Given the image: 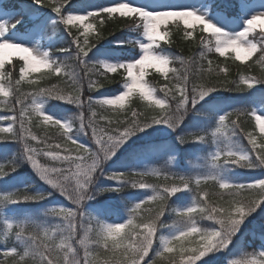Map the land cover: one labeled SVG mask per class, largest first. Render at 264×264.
I'll list each match as a JSON object with an SVG mask.
<instances>
[{"label": "trees", "instance_id": "1", "mask_svg": "<svg viewBox=\"0 0 264 264\" xmlns=\"http://www.w3.org/2000/svg\"><path fill=\"white\" fill-rule=\"evenodd\" d=\"M85 0H70V3L62 8L61 13H57L53 8L46 5L36 3L35 0H0V9L9 12L12 16L7 20V27L10 30H25L27 27L33 26L38 19L32 17L34 13H48L55 15L57 18L51 22L46 21L40 32V41L42 47L47 50V55L50 60L55 62H62L65 59L73 57L77 54V49L72 41V37L67 30V27L62 22V16L66 15L71 10H76L78 7H83ZM212 8L223 10L228 15H236L241 11L242 3H250L252 0H207ZM103 2H99L91 10L95 12L96 9L102 8ZM88 11V12H89ZM87 13V12H86ZM85 13V14H86ZM101 19L103 22L101 23ZM101 19L93 20L88 18L87 22L93 25L89 30L88 41L89 44H95L94 47L88 51L87 55L83 57L84 62L100 65L98 56L94 53L97 50L107 53L113 58L120 60H128L131 55H135L139 51L137 43L133 40L143 34V25L139 20L132 21L130 17H121L119 12L105 15ZM186 26L183 22L173 23L169 22L167 27H161L160 31H167L168 35L164 40H158L154 45L155 51L170 58L169 72L167 75L157 72L154 68L158 67L161 72L167 71V65L162 66H148L145 71V80L150 87L156 89L158 98H164V94L159 91L167 83L169 87L176 84L174 75L189 76L190 82L196 85H205L208 83L214 84L217 89L209 92L202 99H197L193 104L189 101L182 109L183 115L180 122L175 126L164 123H155L150 126L137 130L129 137L120 143L119 152L110 161L107 174L111 173H133V172H149L131 168V163L145 155H152L161 153L163 150L174 149L175 163L172 165L176 169H158L155 170L162 174H169L174 176H185L193 178L187 174L178 173L175 170L182 169L183 166L186 170L189 169L187 165L188 154L194 151L206 152L212 141V131L219 126V117L226 115L233 111L241 112H257L259 109H264V62L260 58L264 53L259 51V43L264 40V36L260 35L261 30L255 29L248 34L249 40L258 43L257 52L253 53L251 57L246 59L237 60L235 53L228 51L224 56H220L215 52V37L212 33L202 32L201 25L195 22L192 28L188 31L192 32L191 36H185ZM79 29V31H77ZM73 32L81 38L83 44L84 35L82 26L77 23L72 28ZM206 37L210 40L212 52L208 53L206 47L201 44V37ZM99 37V41L97 38ZM205 51L206 59L201 61L199 53ZM185 57L186 63L181 65L178 57ZM211 61V65H209ZM69 64L74 63V60H69ZM79 63V61L77 62ZM24 64L21 57H14L10 61H5L4 68L0 69L2 79L0 82L4 84L5 91L9 93L4 96L3 88H0V117L8 115H19L20 105L15 104V99L18 96L25 101V107H31L32 94L39 88L47 89H61L64 91L71 90V84L67 77L60 76L56 78L55 73L49 74L48 69H41L38 72H32L25 75L24 79L19 85V91H16L15 80L20 79L19 69ZM153 67V68H151ZM101 71L103 69L101 68ZM143 71V69H142ZM141 71V72H142ZM11 72V78L7 73ZM77 77H81L82 72L77 70ZM109 78L113 80L112 83L106 84L102 88L91 90L88 87L87 78L82 79L83 96L85 103L77 104L72 101H66L60 98H55L47 95H42L37 99L41 104L44 114L53 117L61 122L70 123V136L79 141L86 147L91 143L90 132L86 134V129L81 126V115L89 114V107L95 104L97 100L105 97H112L124 91V79L126 73L123 69H119L117 73H108ZM248 77H258L252 86L244 83ZM95 79V77H93ZM233 81L232 84L223 86V82ZM7 104V107H5ZM15 104L16 112H12L11 108ZM153 108V111H149ZM96 111L104 116H109L113 119L119 118L121 120L128 118L131 119L132 111H135L143 119L145 115L148 117L155 116L160 111L154 105H150L147 101L139 98L138 94H134L125 104L124 109L119 112H113L112 109H102L96 107ZM28 113H26V118ZM98 118V117H97ZM238 116L234 113L231 117L232 120H237ZM32 123L26 124L33 134L38 137L53 136L59 138L61 132L55 124L49 122L44 124L42 119L37 120L36 114L31 113ZM10 120L0 119V128L7 127ZM239 123L244 130V133H254L257 145L264 144V135L259 132L253 116L239 115ZM230 127V125H229ZM18 130V122L14 125ZM227 134L231 135L234 142L240 147L246 148V153L249 156L247 163H251L252 167H245L242 164L237 165L231 162H226L230 171L234 173H247L255 171L263 166L259 163L256 153L251 148L247 136L238 128L225 129ZM4 139H0V164H13L17 165L14 171L9 172L3 177H0V200L7 204L5 209L0 207V260H7V264H13L12 257L5 258L3 252L8 249H16L18 253H23L32 247V239L25 233L39 232L41 230H52L55 236L54 241L56 244L60 243L64 235V225L66 221L54 212L44 210L43 212L36 213L32 218H16L12 216V220L8 223L6 217H10L17 209L31 208L32 206L45 201L51 197H58L53 195V190L44 183L30 165V160L27 158L25 151L27 139L23 135L9 139L8 136L12 134L3 133ZM180 137H201V139H179ZM50 143L60 142L59 140H50ZM33 147H40L37 142L31 141ZM50 160V158H41V162ZM130 164L129 166H127ZM127 166V167H126ZM182 171H184L182 169ZM253 172L250 173V175ZM244 176V180L238 182H230V184H249L255 182L248 181L250 177ZM137 180L149 184H157L171 187L174 184L178 185V181L171 179L165 181L163 176H155L149 174L144 177H136ZM219 182V181H218ZM116 185L113 186L111 193H100L98 205H100L99 212H83L84 218L92 221V226L95 228L96 224H113L126 223L131 215L125 220H121L123 209L127 206L133 208L137 203H140L155 194L153 187H139L132 186L126 181L115 180ZM182 187V186H181ZM196 185L193 183L188 188L178 191L168 198L166 211L158 221L157 230L155 233L154 243L148 254V260L155 259L157 264H180L181 254L179 249H175L173 253H165L163 257H157L159 251L162 250L163 240L166 239L165 235L178 228L180 223L184 220L190 222L188 227L198 226L202 231H208L212 228L218 227L219 224L206 216H191L180 217L179 212L196 205L198 193L195 191ZM200 188L209 194L210 201H220L219 193L221 191L218 185L211 181H202ZM152 189V190H151ZM26 191L31 194L46 193L40 200H21L12 202L6 197L15 194L19 191ZM151 190L152 194L142 197L136 204L132 203L133 197L138 193ZM192 193V201L187 208H184L180 201L186 193ZM53 195V196H52ZM244 197L250 194L242 193ZM185 199V198H184ZM225 200L230 199L225 196ZM221 203L223 201H220ZM154 203H145L141 209L137 210L134 217V222L139 223V218H144L147 222L149 215L148 209L154 208ZM30 210V209H28ZM6 212V213H5ZM252 218V219H251ZM9 225L12 227L9 228ZM239 226V231L235 234L230 250L241 254H252L258 251H264V201L258 203L256 208L250 212L249 215ZM186 227L185 229H187ZM23 228L24 232L20 229ZM183 229V230H185ZM216 229V228H215ZM182 230V231H183ZM125 231H128L126 228ZM82 234V233H81ZM75 241V238H73ZM124 243H127L125 241ZM74 252L70 255L83 256V248L77 242H73ZM59 256L62 257L63 252L67 249H60ZM90 251L92 252L93 262L112 264L113 260H125L130 264V259L126 257L122 249H117L115 252L109 250L105 251L102 247L97 245L94 241L90 244ZM18 259V258H17ZM27 264H37L35 260L26 258Z\"/></svg>", "mask_w": 264, "mask_h": 264}, {"label": "snow or ice", "instance_id": "2", "mask_svg": "<svg viewBox=\"0 0 264 264\" xmlns=\"http://www.w3.org/2000/svg\"><path fill=\"white\" fill-rule=\"evenodd\" d=\"M36 3L46 5L53 8L57 13H61L62 8L70 3V0H35ZM119 12L121 17H130L132 21L139 20L143 25L144 36L150 43L140 45L143 49V54L136 60L115 64L102 63L100 65L86 63L83 57L87 55L95 44H89L88 34L89 30L93 28L91 23H88V18L98 20L112 13ZM264 19V14L254 15L246 21V27L234 37H229L226 32L208 22L202 15L191 9H167L162 11H149L145 8L134 6L128 2H119L112 4L109 7H102L96 9L95 12L89 11L86 14H74L68 12L62 16V22L67 27L72 41L77 49V54L73 57L65 59L62 62H55L48 58L47 53L44 55H37L32 49L21 44L13 43L8 40L0 39V49L7 48L19 49L24 55L21 59L24 64L19 69L20 79L15 80L16 91H19V85L24 79L25 75L32 72H38L41 69H48L49 74L55 73L56 78L60 76L67 77L71 84L70 91H64L53 87V89L39 88L31 97V107H25V101L18 96L15 99V104L20 105L19 115H8L0 117L2 120H10L7 127L0 128V134L9 133V139L23 135L27 139L25 151L27 158L31 161L34 169L37 170L42 179L47 183L57 188L64 194L72 203L79 206L83 200L90 198L89 186L94 182V174L99 169L100 163L110 158L116 148L125 141L129 135L137 130H142L155 123L169 124L175 127L181 120L183 112L182 109L191 101L193 104L197 99H202L209 92L217 89L214 84L208 83L205 85H196L190 82L189 76L174 75L176 84L169 87L166 83L159 91L164 94V98H158L156 89L150 87L145 80V71L147 68L146 62L155 60L159 63L167 65V71L161 72L158 67L154 69L167 75L169 72L170 58L164 55L157 54L152 50V45H155L158 40H164L168 35L167 31L161 32L162 26L165 28L169 22L177 23L183 22L186 26L185 36H191L192 32L188 28H192L195 22L201 25L202 32H211L215 37V52L220 56H224L229 50L235 53L237 60L251 57L253 53L258 50V43L252 42L248 38V34L259 28L260 35L264 36V24L258 23ZM103 20L101 19V23ZM79 23L83 28L84 40L83 44L81 38L77 36L72 28ZM7 25L0 23V36L6 31ZM79 31V29H77ZM99 41V37L97 38ZM201 44L206 47L208 53L212 52L211 42L206 37H201ZM259 51L264 53V40L259 43ZM201 61L206 59L205 51L199 53ZM69 60H74V63L69 64ZM181 65L186 63L185 57H178ZM79 61V63H77ZM264 62V55L260 58ZM5 59H0V69L4 68ZM211 65V61H209ZM142 67L143 71L137 75L135 69ZM101 68L103 71H101ZM153 68V67H151ZM119 69H123L126 73V82L124 83V91L112 97L101 98L95 104L90 105L88 115H81L80 123L86 129V134L90 132L91 138L95 140L99 147L95 150L84 146L79 141L74 140L70 136V123L61 122L53 117L46 115L42 111V106L37 102L38 97L47 95L55 98H60L66 101H72L77 104L85 103L83 96L82 79L87 78L88 87L91 90L104 87L106 84L112 83L113 80L108 77V73H117ZM82 72L81 77H77L76 72ZM11 72L7 73L9 79ZM95 77V79H93ZM258 77H248L244 83L249 87L256 81ZM2 79V74H0ZM259 80H264L258 78ZM233 81L225 80L223 86L232 84ZM0 88L4 89L5 95L9 93L5 91L4 84L0 82ZM138 94L139 98L147 101L150 105H154L160 111L155 116L148 117L145 115L143 119L140 118L139 113L132 111L131 119L125 118L123 120L113 119L109 116L101 115L96 111L99 106L102 109L111 108L113 112H119L124 109L126 102L134 95ZM15 104L11 111L16 112ZM7 107V104H5ZM150 108L149 111H153ZM26 113L28 116L26 118ZM31 113L36 114V119H42L44 124L51 122L61 130L59 138L53 136L38 137L33 134L26 124L32 123ZM236 113L237 120H232V115ZM239 115L253 116L259 132L264 135V128L261 127V122L264 121V116L257 115L255 112L247 113L241 111H233L226 115L219 117V126L216 128L213 135L224 132L228 128L238 127L243 133L244 130L239 123ZM98 117V118H97ZM18 122V130L14 128ZM230 125V127H229ZM251 148L256 153V157L261 165H264V144L257 145V140L252 132L244 133ZM5 135H0V139H4ZM184 139H201V137H180ZM50 140H59L57 143H50ZM31 141L37 142L40 147H33ZM41 158H50L45 162H41ZM249 156L233 151H218L213 157V164L216 162H231L237 165L243 163L245 167H252L251 163H247ZM17 165L0 164V177L5 176L11 171L15 170ZM149 174L155 176H163L164 180L169 179L178 181V185L171 187L144 183L136 179V177H144ZM110 178L117 181L129 182L132 186L139 187H153L155 194L148 199L137 203L131 210V216L126 223L119 224H96L94 228L92 221L84 218L83 212H77L75 209L68 208H54L52 211L58 216L62 217L66 223L64 225V235L60 243L56 244L54 241V234L52 230H41L39 232L25 233L32 239V247L23 253H18L16 249H8L3 252L5 258L12 257L13 264H27L26 258L35 260L37 264H93L92 252L90 251V244L94 241L97 245L102 247L105 251L115 252L117 249H122L124 255L128 257L131 264H157L155 259L145 260L149 251L152 248L155 239V233L158 226V221L161 219L166 211L168 198L178 191L188 188L194 183L197 187L195 191L198 193L196 205L189 207L179 212L180 217L191 216H206L208 219L216 221L221 231L208 230L202 231L198 226H191L180 231L171 239L163 240L162 250L158 252L157 257H163L165 253H173L175 251L173 245L176 242L195 243V247L185 248L183 244L180 245L181 261L180 264H196V261L214 248H224L230 242V235L238 230L239 225L243 222L247 215L253 211L258 203L264 201V179H260L249 184H230L227 182H218L215 177H193L174 176L169 174H162L157 171L152 172H133V173H111L107 174ZM202 181H211L218 185L221 191L218 195L220 201H210L209 194L200 188ZM182 186V187H181ZM107 189H100L105 191ZM249 193L248 197H244L242 193ZM46 193L31 194L26 191H19L13 195L6 197L12 202L21 200H40ZM227 196L230 199L225 200ZM154 203V208H149L147 222L144 218H139V223L134 222L137 210L141 209L145 203ZM12 226L9 225V228ZM126 228L128 231H125ZM24 232V229H20ZM82 233V234H81ZM223 233V234H222ZM192 237V241H186V238ZM75 238V241H73ZM198 238V239H197ZM127 241V243H124ZM73 242H77L83 248V256L77 257L70 255L74 252ZM67 249L63 252L62 257L59 256L60 249ZM18 258V259H17ZM0 264H7V260H0ZM106 264V262H105ZM112 264H127L125 260H113ZM234 264H264V252L260 253L259 258L253 257L247 261H236Z\"/></svg>", "mask_w": 264, "mask_h": 264}, {"label": "rangeland", "instance_id": "3", "mask_svg": "<svg viewBox=\"0 0 264 264\" xmlns=\"http://www.w3.org/2000/svg\"><path fill=\"white\" fill-rule=\"evenodd\" d=\"M86 5L84 7H79L76 11H70L74 14H85L89 10H91L94 6L98 5L99 2H103L104 7H109L112 4L119 3V2H128L133 4L134 6L145 8L149 11H162L167 9H191L197 14L202 15L208 22L213 23L218 28L222 29L224 32L228 34L229 37L236 36L239 32H241L246 27V21L250 19L254 15L264 14V0H252L250 3H242L241 12L236 15H228L223 10H218L209 6L207 0H86ZM68 13V12H67ZM9 16V12L0 9V23L6 24V20ZM32 17L36 18L35 14ZM57 17L53 14H44L42 18L33 26L27 27L25 30H10L8 27L0 39L8 40L13 43L21 44L25 47H28L33 50V52L37 55H44L47 53V50L42 47L40 41V30L44 22L51 20L54 21ZM258 23L264 24V19L259 21ZM134 40V39H133ZM135 42L139 47V51L137 54L131 55L128 60H120L119 58H113L109 56L107 53H103L99 50L94 54L98 56L99 61L102 63H115L121 64L130 62L133 60L138 59L143 54V49L140 45L150 43L148 39L144 36V33L139 37L135 38ZM152 50L157 54L162 55L161 53L155 51L154 45L151 46ZM231 51V50H229ZM5 61H10L14 57H22L24 53H22L19 49L15 48H7L4 50L0 49V59L3 58ZM148 66H162V63H159L155 60H149L146 62ZM142 67H137L135 72L139 75L142 71ZM257 115L264 116V109H259L256 112ZM216 130V129H215ZM215 130L212 131L211 137L212 141L207 148L206 152L201 151H194L188 154L187 158V167L186 170L183 166L182 169L175 170L178 173L187 174L190 177H209L213 176L219 182H238L244 180V176H249L251 172L253 174L247 179L248 181H258L260 179H264V165L256 169L255 171H249L247 173H234L230 171L229 167L227 166L226 162H216L213 164V157L218 151H228L233 150L237 152H241L247 155L246 148L240 147V145L234 142V139L231 135L227 134V132L216 133L213 135ZM91 135V134H90ZM99 146L96 145L95 140L91 138V143L89 144V148L95 150ZM119 146L116 148L115 153L108 159L103 160L97 172L94 174V182L89 186L90 191V198L83 200L79 206L72 203L64 194L61 193L60 190L54 188L52 185L47 183L44 179L41 178L39 173L36 169L33 170L39 176V178L46 183L52 190L53 195H57L58 197H51L45 201H42L31 208L25 209H17L15 213H13L10 217H6V223L12 220V216L16 218H32L38 212H43L44 210H48L53 212L54 208H68V209H75L77 212H99L100 203L99 201V194L102 192L111 193L113 186L116 185L115 179L110 178L107 175V171L109 168L110 161L117 155L119 152ZM174 149H167L163 150L161 153L158 154H150L145 155L143 157L135 159L131 165L128 164L127 166H131V168H136L139 170L145 171H155L158 169H176L172 165L175 163L174 157ZM30 165L31 162H30ZM126 166V167H127ZM33 167V166H32ZM100 189H107L105 191H100ZM152 190V189H151ZM151 190H145L138 193L135 197H133L132 203L136 204L142 197L148 196L153 193ZM52 195V196H53ZM185 198V199H184ZM192 201V193H186L181 199L180 204L187 208ZM0 207L5 209L7 204L0 200ZM30 209V210H28ZM132 208L127 206L123 209V213L121 214V220H125L131 215ZM6 213V212H5ZM252 219V218H251ZM112 221L111 224L115 223ZM190 225V222L184 220L180 223V226L170 232H168L165 237L166 239H171L175 235H177L180 231L185 229ZM192 226V225H191ZM239 226H242L241 224ZM216 228V229H215ZM212 228L211 230L221 231L220 226ZM262 230H264V225L262 226ZM238 230L230 235V242L224 248H214L208 254L203 256L202 258L196 261V264H234L236 261H247L253 257L259 258L260 253L264 251L254 252L250 255L248 254H241L235 253L230 250L233 238L235 234L239 231ZM223 234V233H222ZM192 237L186 238V241H192ZM198 239V238H197ZM183 244L185 248L195 247V243H185V242H176L173 247L174 249H180V245ZM145 260H148V257H145ZM131 264V262H129ZM93 264H103L93 262ZM143 264V262H142Z\"/></svg>", "mask_w": 264, "mask_h": 264}, {"label": "clouds", "instance_id": "4", "mask_svg": "<svg viewBox=\"0 0 264 264\" xmlns=\"http://www.w3.org/2000/svg\"><path fill=\"white\" fill-rule=\"evenodd\" d=\"M261 127L264 128V121L261 122Z\"/></svg>", "mask_w": 264, "mask_h": 264}]
</instances>
